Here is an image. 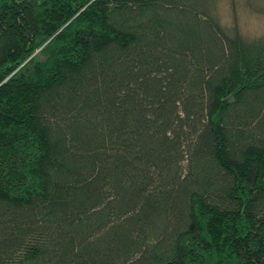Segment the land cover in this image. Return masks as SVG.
Masks as SVG:
<instances>
[{
  "label": "trees",
  "instance_id": "16d2710c",
  "mask_svg": "<svg viewBox=\"0 0 264 264\" xmlns=\"http://www.w3.org/2000/svg\"><path fill=\"white\" fill-rule=\"evenodd\" d=\"M220 0H0V264H264V35Z\"/></svg>",
  "mask_w": 264,
  "mask_h": 264
},
{
  "label": "rangeland",
  "instance_id": "374dc122",
  "mask_svg": "<svg viewBox=\"0 0 264 264\" xmlns=\"http://www.w3.org/2000/svg\"><path fill=\"white\" fill-rule=\"evenodd\" d=\"M218 14L226 26L237 22L249 38L264 35V0H220Z\"/></svg>",
  "mask_w": 264,
  "mask_h": 264
}]
</instances>
